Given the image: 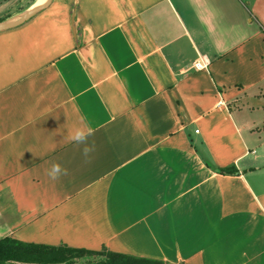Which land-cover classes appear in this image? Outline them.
<instances>
[{"label": "crops", "instance_id": "0c3cea01", "mask_svg": "<svg viewBox=\"0 0 264 264\" xmlns=\"http://www.w3.org/2000/svg\"><path fill=\"white\" fill-rule=\"evenodd\" d=\"M4 238L264 264V0H52L1 32Z\"/></svg>", "mask_w": 264, "mask_h": 264}, {"label": "trees", "instance_id": "16d2710c", "mask_svg": "<svg viewBox=\"0 0 264 264\" xmlns=\"http://www.w3.org/2000/svg\"><path fill=\"white\" fill-rule=\"evenodd\" d=\"M215 173L221 175H234L233 166L227 168H214L208 164ZM99 257L93 264H164L143 258H136L102 250L91 252L74 250L66 247H42L21 243L4 238L0 240V264H74L76 260Z\"/></svg>", "mask_w": 264, "mask_h": 264}, {"label": "clouds", "instance_id": "9594fccd", "mask_svg": "<svg viewBox=\"0 0 264 264\" xmlns=\"http://www.w3.org/2000/svg\"><path fill=\"white\" fill-rule=\"evenodd\" d=\"M92 135H94V130L91 127H88L87 129L76 128L70 131L67 137L69 142H72L77 146L83 145L81 149V153L85 158L86 163L89 162L90 154L95 151V143L94 142L92 144L88 143V138ZM46 174L51 180L57 181L62 176L68 175V169L63 167L58 162H53L50 168L47 169Z\"/></svg>", "mask_w": 264, "mask_h": 264}, {"label": "rangeland", "instance_id": "374dc122", "mask_svg": "<svg viewBox=\"0 0 264 264\" xmlns=\"http://www.w3.org/2000/svg\"><path fill=\"white\" fill-rule=\"evenodd\" d=\"M36 0H5L0 2V20L8 21L11 20L9 17L14 16L15 19L18 17L23 9H26L30 4L34 3ZM9 18V19H8ZM7 19V20H5ZM100 259L99 257H93L89 259L76 260L74 264H93Z\"/></svg>", "mask_w": 264, "mask_h": 264}, {"label": "water", "instance_id": "95a60500", "mask_svg": "<svg viewBox=\"0 0 264 264\" xmlns=\"http://www.w3.org/2000/svg\"><path fill=\"white\" fill-rule=\"evenodd\" d=\"M52 0H46L45 3L36 5L29 10H27L25 13L19 15L15 19H11L5 22L0 23V33L4 31H8L14 28H17L27 21H29L31 18H33L36 14H38L40 11L46 9Z\"/></svg>", "mask_w": 264, "mask_h": 264}, {"label": "built area", "instance_id": "2783aa9c", "mask_svg": "<svg viewBox=\"0 0 264 264\" xmlns=\"http://www.w3.org/2000/svg\"><path fill=\"white\" fill-rule=\"evenodd\" d=\"M208 62L206 60L197 61L193 64L195 70H204L207 68Z\"/></svg>", "mask_w": 264, "mask_h": 264}, {"label": "bare ground", "instance_id": "6f19581e", "mask_svg": "<svg viewBox=\"0 0 264 264\" xmlns=\"http://www.w3.org/2000/svg\"><path fill=\"white\" fill-rule=\"evenodd\" d=\"M43 3H45V0H37V4L36 5L43 4ZM36 5H34V6H36Z\"/></svg>", "mask_w": 264, "mask_h": 264}, {"label": "snow or ice", "instance_id": "6c2138e0", "mask_svg": "<svg viewBox=\"0 0 264 264\" xmlns=\"http://www.w3.org/2000/svg\"><path fill=\"white\" fill-rule=\"evenodd\" d=\"M45 2H46V0H45Z\"/></svg>", "mask_w": 264, "mask_h": 264}]
</instances>
